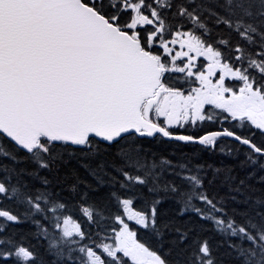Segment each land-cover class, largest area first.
<instances>
[{
  "label": "snow or ice",
  "instance_id": "1",
  "mask_svg": "<svg viewBox=\"0 0 264 264\" xmlns=\"http://www.w3.org/2000/svg\"><path fill=\"white\" fill-rule=\"evenodd\" d=\"M0 264H264V0H0Z\"/></svg>",
  "mask_w": 264,
  "mask_h": 264
}]
</instances>
